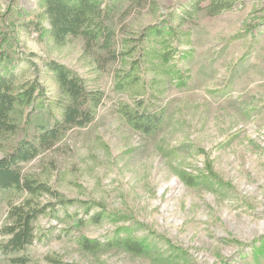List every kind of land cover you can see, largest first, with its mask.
Wrapping results in <instances>:
<instances>
[{
  "label": "rangeland",
  "instance_id": "obj_1",
  "mask_svg": "<svg viewBox=\"0 0 264 264\" xmlns=\"http://www.w3.org/2000/svg\"><path fill=\"white\" fill-rule=\"evenodd\" d=\"M102 1L113 3L106 24L124 52L116 59L85 51L80 35L61 43L42 35L48 22L38 0H0L3 65L41 86L44 106L59 96L50 61L102 92L91 122L22 165L78 200L37 219L49 231L27 248L28 264H51L47 256L71 264H264V0H233L215 15L206 13L209 0ZM155 25L174 31L142 39ZM131 72L133 83L124 77ZM139 101L140 110L163 114L151 133L117 109ZM51 115L24 108L16 140L49 127ZM24 196L0 191V228L9 204ZM96 211L104 216L97 223ZM123 226L152 251L88 252L78 243ZM0 264L11 263L0 253Z\"/></svg>",
  "mask_w": 264,
  "mask_h": 264
},
{
  "label": "trees",
  "instance_id": "obj_2",
  "mask_svg": "<svg viewBox=\"0 0 264 264\" xmlns=\"http://www.w3.org/2000/svg\"><path fill=\"white\" fill-rule=\"evenodd\" d=\"M42 15L48 22L43 28L42 35L50 37L54 42L61 43L69 36L80 35L84 42V50L93 49L118 58L122 50L116 51L115 34L106 24L113 10V3L103 4L102 0H38ZM233 0H209L206 6L208 15H215L231 9ZM174 28L155 25L146 27L142 39L147 36L172 34ZM168 53L161 54L166 60ZM4 52L0 51V191L13 190L24 194L17 203L8 206L5 220L0 228V253L11 264H28L31 258L27 248L35 241L41 240L49 228L36 227L35 222L42 215L57 217V212L72 204L75 199L62 198L57 190L39 179L30 171L23 170V163L35 158L40 150L53 146L60 137L73 127H82L93 120L96 107L99 105L102 92L88 88L85 80L65 65L50 61L46 67L54 75L58 86V98L53 106L43 105L47 99L44 89L32 81H20L17 75L3 65ZM124 77L135 82L134 73ZM123 83H116V89L121 90ZM35 107L47 109L51 115L52 124L33 133L29 138L16 140L20 129L24 108ZM139 101L134 107L123 103L118 106L128 124L144 133L158 129L162 121V112L140 110ZM58 109V113H53ZM42 198V199H41ZM48 198V199H46ZM52 199V201L50 199ZM45 199V202H43ZM64 211V210H63ZM103 212L91 215L93 222H100ZM81 223L82 220H77ZM129 227L116 228L115 232L100 241L97 239L81 238L80 247L88 252L118 247L141 255L152 250L145 240L135 238L128 232ZM124 233V234H123ZM51 264H71L59 260L55 256H47ZM35 264V263H33Z\"/></svg>",
  "mask_w": 264,
  "mask_h": 264
}]
</instances>
